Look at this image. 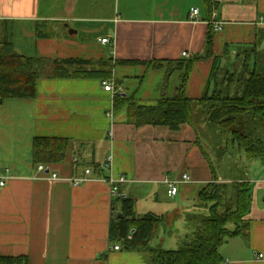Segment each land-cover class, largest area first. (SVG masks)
<instances>
[{
  "label": "crops",
  "instance_id": "obj_1",
  "mask_svg": "<svg viewBox=\"0 0 264 264\" xmlns=\"http://www.w3.org/2000/svg\"><path fill=\"white\" fill-rule=\"evenodd\" d=\"M214 14L223 23L219 31ZM5 39L29 58L92 60L97 69L109 61L120 94L141 105L175 96L183 62L201 57L185 84L186 95L200 99L216 56L221 68L239 45L264 46V0H212L210 7L205 0H0V40ZM126 60L138 63H119ZM116 95L101 78L43 76L34 97L0 101V174L9 177L0 190V256L22 258L21 264H152L148 251L129 248L113 235L122 212L119 196L134 201L137 216L165 218L154 246L176 249L189 238L196 226L190 216L207 213L200 203L203 188L230 177L219 175L197 125H137L127 107L115 108ZM39 137L69 140L65 160L48 165L66 179L37 170ZM249 166L248 227L221 246L228 264H264V162ZM87 168L92 173L81 185L68 180L84 177ZM184 174L191 180L169 195L165 180ZM121 175L127 181L118 184L114 197L107 179ZM162 227L170 239L158 234ZM115 244L121 249L113 250Z\"/></svg>",
  "mask_w": 264,
  "mask_h": 264
},
{
  "label": "trees",
  "instance_id": "obj_2",
  "mask_svg": "<svg viewBox=\"0 0 264 264\" xmlns=\"http://www.w3.org/2000/svg\"><path fill=\"white\" fill-rule=\"evenodd\" d=\"M205 3L210 7L212 0H205ZM207 46L210 55L213 46L212 29L207 38ZM241 48H254V45H239L238 49ZM259 58L260 54L256 56L254 68L243 74L246 76L236 79L229 76L219 80V58L216 56L204 95L200 99H193L186 95L185 84L193 63L201 59L197 57L183 62V84L172 98H163L155 105H141L133 96L117 94L114 106L116 109L127 107L130 119L137 125H166L178 129L186 123L196 126L195 109L198 102L217 143L222 140H226L227 144L232 142L233 146H238L240 156L244 154L250 160L261 158L264 162V60L260 61ZM119 63L138 62L126 60ZM92 65V60L29 58L19 54L12 41L0 40V101L34 97L36 83L43 76L96 77L103 80L113 77L109 61L103 62L99 69ZM211 83H214L212 91ZM68 147L69 140L66 138H36V165L63 162ZM234 164L235 169L241 171L240 163ZM231 168L233 171L234 167ZM229 177L227 180L217 178L203 188L200 203L207 213L190 216L189 220L194 221L196 226L178 248L166 249L151 243L165 218L154 214L137 216L134 201L128 197H118L122 201L123 216H116L113 235L125 238L123 244L129 248L138 247L148 251L152 264H223L225 259L220 248L229 237L240 234L248 227L247 215L252 200L251 182L246 177V180ZM230 224H234L233 229L229 227ZM23 261L22 258L0 256V264H21Z\"/></svg>",
  "mask_w": 264,
  "mask_h": 264
},
{
  "label": "rangeland",
  "instance_id": "obj_3",
  "mask_svg": "<svg viewBox=\"0 0 264 264\" xmlns=\"http://www.w3.org/2000/svg\"><path fill=\"white\" fill-rule=\"evenodd\" d=\"M256 54H260V61L264 60V46L258 44L254 46V48L238 49L237 53H235L233 57L223 63L222 67L217 73L218 79H226L229 76H234L236 79L240 76H246L243 74L246 73V71L252 70V68H254L257 56ZM195 122L197 127H199L201 130L199 132L202 136V143L208 151L209 156L214 160L219 175L234 176L239 180H246L244 172L247 171L248 168L251 166H249V164H251L252 162L261 163V159L250 160L246 159V157H241L237 148L238 146H233L232 142H229L227 144L226 140H222V142L217 143L216 137H212V139H210L207 133H210L211 129L208 123L205 121V115L202 111L200 103L198 102L196 103L195 109ZM227 145L228 148L226 149ZM230 160L241 161V171H237L235 169V164H231L229 162ZM231 167H234V172L228 171V169ZM224 180H227V178H225ZM229 227L233 228L234 224H230ZM164 228L165 227H162L158 234H162L166 236L167 239H170L172 234L169 231L164 233ZM166 245L167 247H170L168 246V244Z\"/></svg>",
  "mask_w": 264,
  "mask_h": 264
},
{
  "label": "built area",
  "instance_id": "obj_4",
  "mask_svg": "<svg viewBox=\"0 0 264 264\" xmlns=\"http://www.w3.org/2000/svg\"><path fill=\"white\" fill-rule=\"evenodd\" d=\"M199 13V9L193 7L192 8V15L196 16ZM213 26L214 29L219 31L223 28V23H221L220 21L216 20V15L214 14V22H213ZM101 42L103 44H107L110 42L109 38H102ZM184 56H188V54L185 52ZM103 86L105 88V90L112 92L113 94H120L123 90L122 86L120 84H118L115 81V78H109V79H104L103 80ZM110 162H111V158H109L108 163L106 164V166H110ZM50 167L46 164H38L37 166V170L42 173V174H46L43 177H48L50 179H66L63 178L62 176H60L58 173L56 172H50ZM49 170V171H48ZM7 171H9L7 169ZM92 173V169L87 168L85 170V176L84 177H76V178H70L68 180H71L75 185H81L83 182L88 180V175ZM9 177L7 175H2L0 174V190L3 189L8 181ZM191 180V177L188 174H184L181 178V180H171L169 178H167L165 181L169 186V190L168 193L171 196H174L178 193L179 191V187L178 184L180 182H187ZM107 181L111 184V193L114 197L118 196L119 194V188H118V184L127 181V178L124 175H121L119 178H114V177H110L109 179H107ZM131 238V235L129 236V239ZM125 238H121V242H124ZM113 250H118L121 249V244H115L112 246ZM259 257L262 258L264 257V255L261 253L259 254ZM228 260L224 261L223 264H228Z\"/></svg>",
  "mask_w": 264,
  "mask_h": 264
},
{
  "label": "water",
  "instance_id": "obj_5",
  "mask_svg": "<svg viewBox=\"0 0 264 264\" xmlns=\"http://www.w3.org/2000/svg\"><path fill=\"white\" fill-rule=\"evenodd\" d=\"M69 31H70V32H73V31H75V30H73V29H71V28H70V30H69ZM48 171H49V170H48ZM121 216H123V215L121 214Z\"/></svg>",
  "mask_w": 264,
  "mask_h": 264
}]
</instances>
